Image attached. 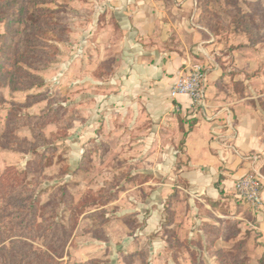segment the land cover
<instances>
[{"label": "crops", "instance_id": "crops-1", "mask_svg": "<svg viewBox=\"0 0 264 264\" xmlns=\"http://www.w3.org/2000/svg\"><path fill=\"white\" fill-rule=\"evenodd\" d=\"M71 8L72 25L77 26L71 38L82 40V69L71 56L68 74L76 79L70 86L87 89L88 137L107 144L99 164L124 162L132 175L153 176L120 192L109 204L114 212L106 216L117 214L112 221L123 224L122 215L136 213L139 219L147 214L149 227L150 219L160 214L155 202L163 189L136 193L167 184L164 178L173 180L169 171L181 167V229L191 227L193 219L211 220L198 213L202 205L217 218L237 219L253 229L248 244L251 255L260 258L264 211L248 208L237 197L235 183L264 165V118L252 97L218 91L215 81L221 72L211 65L218 40L200 23L198 0H73ZM107 59H112L110 72L97 76ZM197 62L208 71L201 108L186 95L171 96L179 71ZM96 124L98 132L91 131ZM76 240L80 245L81 239Z\"/></svg>", "mask_w": 264, "mask_h": 264}, {"label": "trees", "instance_id": "trees-1", "mask_svg": "<svg viewBox=\"0 0 264 264\" xmlns=\"http://www.w3.org/2000/svg\"><path fill=\"white\" fill-rule=\"evenodd\" d=\"M201 6L200 23L214 36L227 26L220 15L211 9V3H221L233 10L230 23L235 30L246 31L255 26V17L264 16V8L253 3L251 10H244L241 0H198ZM66 9L65 0H0V24L5 32L0 33V89L9 87L13 92L29 91L45 84V78L39 71L47 69L59 55V44L70 40V29L59 21L57 15ZM22 26V29H21ZM112 64V59L103 61L95 74L102 76ZM237 84V83H235ZM48 99L49 104L39 113H24V108ZM0 93V102H4ZM45 94L29 93L25 102H14L9 109L5 128L0 134V148H7L22 154H31L25 168L7 167L0 175V264H61L68 248L74 243V233L82 216L92 209V217L97 220L87 229L93 238L108 241L107 230L103 226L109 221L105 207L118 199L126 188L120 185L123 176L127 181L138 184L148 182L152 175L124 173L113 180L105 181L98 190H87L78 202L74 201L67 183L53 187L46 201L42 200L41 185L46 179L45 169L53 162L58 150L56 142L68 135L76 119H83L76 110L64 105H55ZM56 124L57 130L48 136L44 128ZM31 131L33 140L20 136L22 128ZM101 145L107 147L105 143ZM96 148H99L96 147ZM95 148H87L77 170L90 168ZM107 152V149L104 153ZM89 164V165H88ZM262 173L264 167L261 169ZM41 188V189H40ZM172 194L165 202V221L163 229L174 235L172 226L175 211ZM201 207H203L201 205ZM68 212V213H67ZM219 224L203 221L202 229L206 233L208 252L215 256L217 264H246L245 242H239L233 250L216 248V242L222 238L229 241L238 236V221L215 217L211 211L205 212ZM136 213H128L120 218L130 229L137 227ZM227 228L223 230V225ZM169 247H179L182 243L174 235H168ZM41 241L42 248L36 242ZM137 254L136 252L131 253ZM177 261V255H172ZM74 264H106L100 259L91 258ZM143 264H151L148 256H143ZM192 264H205L197 256ZM264 264V253L259 259Z\"/></svg>", "mask_w": 264, "mask_h": 264}, {"label": "rangeland", "instance_id": "rangeland-1", "mask_svg": "<svg viewBox=\"0 0 264 264\" xmlns=\"http://www.w3.org/2000/svg\"><path fill=\"white\" fill-rule=\"evenodd\" d=\"M65 1L66 9L57 15V19L68 25L70 40L59 44L60 52L56 61L50 64L47 69L39 71V74L45 78V84L42 87L16 92L11 91L7 86L0 89V93L5 99L4 102H0V134L5 128L6 116L12 103L25 102L29 93L45 94V97L55 102V105H64L71 110H76V115L79 114L81 118H84L76 119L73 122L72 128L68 130L67 137L56 142L58 150L54 155L52 164L45 169L47 177L41 188L44 189L42 200L46 201L53 187L67 183L74 201L78 202L87 190H98L104 186L105 181L113 180L117 175L131 173L132 169L129 167V164L124 165V162L118 161L109 167L100 165L99 158L101 159L105 154L104 152L107 147L101 145L104 142L97 141L96 137H88V123L85 116L86 108L83 105V95L87 93V89H83L81 84L74 88L71 87V82L76 77L68 74L71 66V56L75 57V61L78 60V70L81 71L82 69V40L80 38H71L73 26L77 27L76 25H72L71 5L73 0ZM253 3H259L258 7L264 8V0H241V4L246 11L251 10ZM210 7L220 15L221 21L227 26L226 29H221L220 34L217 35L218 52L214 53L211 62V65L217 66L221 72V76L215 81L218 91L232 92L237 96L252 97L253 99L250 101L259 109L264 118V16L260 18L256 16V25L248 26L246 31L242 29L235 30L230 23L233 14L231 8H225L221 3L217 2H212ZM4 32L5 29L0 24V33ZM73 46L74 48H72ZM72 50L75 51L73 54H71ZM206 73L208 74L207 70ZM48 101V99L42 100L31 107L24 108L23 112L37 114L48 106ZM262 120L264 125V119ZM43 130L50 136L51 132L57 130V126L56 124H49ZM98 130L97 124L91 128V131L98 132ZM17 133L20 136L33 140L31 131L26 127L18 130ZM98 146L99 148H96ZM89 147L96 150L92 154V161L89 162L90 168L87 171L77 170L84 151ZM30 158H32L31 154H22L7 148H0V175L9 166H16L20 169L25 168ZM180 169L181 167L169 171L168 174L173 177V180H168L167 177L166 179L164 178L163 181L166 180L168 182L165 185L156 184L155 186H147L146 189L142 188L143 192L140 194L137 192L138 190H135L136 194L143 196V194L155 192L157 188L163 189L164 193L158 194L160 198L156 202L154 200L156 203L155 207L160 210V214L158 213L150 219L149 227H146L149 218L147 214L139 219L137 218V227L135 229H130L124 222L123 224L119 223V221L113 222L112 220L118 218L117 214H113L109 217V221L105 226H103L105 230L108 228L107 231L111 233L113 240L112 242L110 240L102 243V241L92 239V234L87 233V229L92 227L97 221L92 217V209H88L79 221L78 225L80 227H77L75 232L74 243L68 248V252L62 259L61 264H74L79 260L91 258L100 259L106 264H143L144 255L148 256L151 264H192V257L194 255L201 258L205 264H217L215 256L208 252L206 233L202 229L203 222L193 219L189 221L191 227H184V230L181 229V176H179L178 172ZM262 174L264 177V171ZM156 180L157 183L162 182V179ZM133 184L139 185L136 181L132 183L127 181L124 176L120 183L125 188ZM175 193L176 197L173 199L175 222L170 227H172L173 234H176V238L179 239L182 245L179 247H169L166 237L168 235L174 239V235L167 232V230L165 232L163 229L166 216L165 202ZM195 203L198 205V201ZM246 206H250L248 207L250 209L252 208L249 204ZM105 209L107 213L114 212L110 205L105 207ZM197 210L202 216L209 217L205 213L207 209L204 206ZM233 220L238 221L237 219ZM209 222L219 224L213 218ZM239 225L240 222L238 221V227L240 228L238 236L229 241L220 238L215 244L216 248H223L226 251L233 250L239 242L243 241L245 242L246 264H259L260 258L251 255V251L253 252L251 250L252 243L248 244V238L254 235L251 234L253 229L250 230V227H243L241 225L240 227ZM222 228L224 230L227 227L224 224ZM77 237L82 241L80 245L77 243ZM36 245L42 248L41 241L36 242ZM134 252L137 254L132 255L131 253ZM172 255H177V261H175Z\"/></svg>", "mask_w": 264, "mask_h": 264}, {"label": "built area", "instance_id": "built-area-1", "mask_svg": "<svg viewBox=\"0 0 264 264\" xmlns=\"http://www.w3.org/2000/svg\"><path fill=\"white\" fill-rule=\"evenodd\" d=\"M207 73L200 63H193L179 71L171 96L186 95L198 108L205 106ZM237 197L255 210L264 211V177L260 169L252 168L235 183Z\"/></svg>", "mask_w": 264, "mask_h": 264}]
</instances>
